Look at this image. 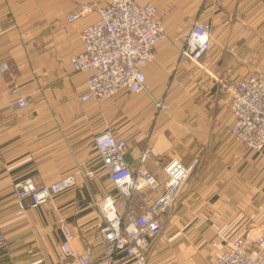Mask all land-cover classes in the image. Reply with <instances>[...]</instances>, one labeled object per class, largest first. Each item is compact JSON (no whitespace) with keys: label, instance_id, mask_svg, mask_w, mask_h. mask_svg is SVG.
I'll use <instances>...</instances> for the list:
<instances>
[{"label":"crops","instance_id":"1","mask_svg":"<svg viewBox=\"0 0 264 264\" xmlns=\"http://www.w3.org/2000/svg\"><path fill=\"white\" fill-rule=\"evenodd\" d=\"M87 1L110 2L0 0V233L10 245L0 252V264H67L62 225L76 234V250L90 246L101 262L103 216L96 198L111 195L120 211L125 208L94 149L93 137L106 129L127 141L131 168L151 149L144 166L162 182L167 160H198L174 212L161 218L166 230L148 264H214L228 241L264 220V150L244 148L234 138L233 114L212 77L241 79L264 69V0H140L165 14L167 38L145 72L152 94L172 105L169 112L154 109L146 93L80 101L87 77L72 69L70 58L83 51L81 32L98 16L67 17ZM197 18L213 32L201 66L181 55ZM14 86L30 99L29 108L14 103ZM72 174L75 188L16 215V182L31 178L42 186ZM155 195L150 189L136 194L134 211Z\"/></svg>","mask_w":264,"mask_h":264},{"label":"built area","instance_id":"2","mask_svg":"<svg viewBox=\"0 0 264 264\" xmlns=\"http://www.w3.org/2000/svg\"><path fill=\"white\" fill-rule=\"evenodd\" d=\"M91 12L98 17L81 32L83 51L70 58L72 69L87 77L86 91L80 96V101L101 103L122 93H146L153 98L145 69L155 58L154 48L167 38L164 12L153 2L110 0L102 5L87 1L68 14L67 19L75 22ZM2 33L0 29V35ZM212 37L211 24L197 18L186 36L182 57L201 66L202 58L210 50ZM212 77L233 114L230 129L234 138L244 148L263 151L264 69H253L241 79L230 75ZM12 93L18 108L30 107V99L18 86L12 87ZM153 106L162 112L171 110L164 98H153ZM93 141L112 186L125 201V208L120 211L118 200L111 195L96 198L95 206L103 216L99 228L104 240L100 263L95 262L96 256L90 246L83 252L76 250L72 245L76 234L62 225L64 259L67 264H148L166 230L161 218L174 212L184 188L193 177L198 160L190 165L177 158L167 160L162 167L166 177L162 182L144 166L153 155L151 149L145 148L137 166L131 168L125 159L128 143L124 138L116 137L106 129L97 133ZM76 175L64 176L42 186L31 178L19 180L14 185L19 205L16 215L22 216L28 207L44 205L75 188ZM91 175L92 172L86 173V176ZM147 189L156 195L144 203L139 212H135L133 197ZM9 250L7 237L0 233V252ZM214 264H264V220L252 225L244 236L228 241V247L216 257Z\"/></svg>","mask_w":264,"mask_h":264},{"label":"rangeland","instance_id":"3","mask_svg":"<svg viewBox=\"0 0 264 264\" xmlns=\"http://www.w3.org/2000/svg\"><path fill=\"white\" fill-rule=\"evenodd\" d=\"M139 1H140V0H139ZM140 2H141V1H140ZM196 20H197V19H195V20L193 21V23H194ZM205 21H207V20H205ZM207 22H208V21H207ZM193 23H192V24H193ZM191 26H192V25H191ZM211 27H212V26H211ZM245 34L247 35V32H245ZM246 35H245V36H246ZM185 39H186V38H185ZM148 96L150 97V99H151V101H152V105H153V98H154V99H158V100H162V99H163V98L157 97V96H155V95L153 96V98H151L150 95H148ZM164 99L166 100L167 103H169L168 100H167L166 98H164ZM169 104H170V103H169ZM170 106H171V110H172V105L170 104ZM153 107H154V106H153ZM154 109H155V108H154ZM171 110H170V111H171ZM157 111H159V110H157ZM194 161H196V159L193 160V162H194ZM193 162H192V163H193ZM192 163H191V164H192Z\"/></svg>","mask_w":264,"mask_h":264}]
</instances>
